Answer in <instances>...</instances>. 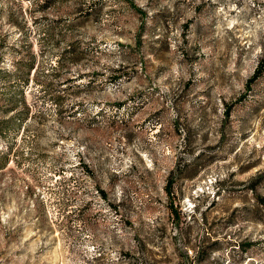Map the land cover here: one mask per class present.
Segmentation results:
<instances>
[{
    "label": "rangeland",
    "instance_id": "rangeland-1",
    "mask_svg": "<svg viewBox=\"0 0 264 264\" xmlns=\"http://www.w3.org/2000/svg\"><path fill=\"white\" fill-rule=\"evenodd\" d=\"M264 0H0V264H264Z\"/></svg>",
    "mask_w": 264,
    "mask_h": 264
},
{
    "label": "trees",
    "instance_id": "trees-1",
    "mask_svg": "<svg viewBox=\"0 0 264 264\" xmlns=\"http://www.w3.org/2000/svg\"><path fill=\"white\" fill-rule=\"evenodd\" d=\"M263 73H264V59L262 60V62L259 63L254 74L249 78L247 82V87L253 84L257 79H259L263 75ZM262 204H264L263 201Z\"/></svg>",
    "mask_w": 264,
    "mask_h": 264
}]
</instances>
